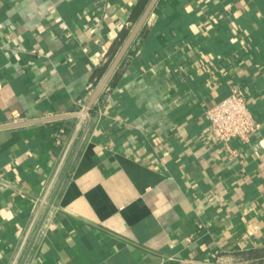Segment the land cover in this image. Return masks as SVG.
I'll return each mask as SVG.
<instances>
[{
    "label": "crops",
    "instance_id": "obj_1",
    "mask_svg": "<svg viewBox=\"0 0 264 264\" xmlns=\"http://www.w3.org/2000/svg\"><path fill=\"white\" fill-rule=\"evenodd\" d=\"M138 2L0 0V125L83 112ZM0 264H264V0H159L90 116L0 129Z\"/></svg>",
    "mask_w": 264,
    "mask_h": 264
},
{
    "label": "built area",
    "instance_id": "obj_2",
    "mask_svg": "<svg viewBox=\"0 0 264 264\" xmlns=\"http://www.w3.org/2000/svg\"><path fill=\"white\" fill-rule=\"evenodd\" d=\"M206 117L214 137L225 144L235 139L249 141L251 134L261 126L249 109L245 92L238 87L232 88L227 97L208 108ZM64 131L62 128L61 132Z\"/></svg>",
    "mask_w": 264,
    "mask_h": 264
},
{
    "label": "water",
    "instance_id": "obj_3",
    "mask_svg": "<svg viewBox=\"0 0 264 264\" xmlns=\"http://www.w3.org/2000/svg\"><path fill=\"white\" fill-rule=\"evenodd\" d=\"M158 1L159 0H149L148 4L146 5V7L143 11V13L138 18V20L135 22V24L133 25L129 34L127 35V37L123 41L120 49L118 50V52L114 56L113 60L111 61L110 65L106 69L105 73L103 74L101 79L98 81L97 85L95 86V88H94V90L90 96V99H89L86 107L84 108L83 112H79V111L78 112H70V113H65V114L53 115L50 117H43V118H39V119L24 120V121H19V122L8 123L5 125H0V129L10 128V127H18V126H23V125H27V124L37 123V122H45V121H51V120H56V119H63V118L70 117V116H75V115L78 116V115H81L82 113L90 116L91 109L96 104L97 100L101 96L105 87L108 85L112 75L114 74V72L116 71L118 66L120 65V63L123 60L124 56L126 55L127 51L130 49L131 45L133 44V42L135 41V39L139 35L140 31L144 27L149 15L151 14L152 10L154 9V7L156 6ZM80 127H81V123H78L76 128H75L74 134L72 136V139L68 145L66 152H68L72 142L76 138ZM41 206H43L42 203H41Z\"/></svg>",
    "mask_w": 264,
    "mask_h": 264
},
{
    "label": "trees",
    "instance_id": "obj_4",
    "mask_svg": "<svg viewBox=\"0 0 264 264\" xmlns=\"http://www.w3.org/2000/svg\"><path fill=\"white\" fill-rule=\"evenodd\" d=\"M149 0H139V2L135 5V7L133 8L131 15H130V20L135 23L138 18L141 16V14L143 13L146 5L148 4ZM130 29H124L120 35V38L117 41V46H120L124 39L127 37V35L129 34ZM117 52V48L111 49L110 50V59L109 61L112 60V58L114 57L115 53ZM108 61V62H109ZM107 65L103 66L101 69H99L98 71V78H100L106 71L107 69Z\"/></svg>",
    "mask_w": 264,
    "mask_h": 264
}]
</instances>
